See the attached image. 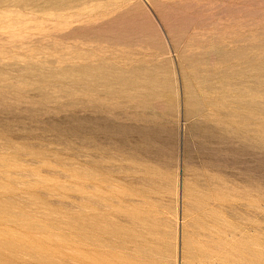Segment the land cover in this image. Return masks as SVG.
I'll use <instances>...</instances> for the list:
<instances>
[{
    "label": "rangeland",
    "instance_id": "rangeland-1",
    "mask_svg": "<svg viewBox=\"0 0 264 264\" xmlns=\"http://www.w3.org/2000/svg\"><path fill=\"white\" fill-rule=\"evenodd\" d=\"M0 264H264V0H0Z\"/></svg>",
    "mask_w": 264,
    "mask_h": 264
},
{
    "label": "bare ground",
    "instance_id": "bare-ground-1",
    "mask_svg": "<svg viewBox=\"0 0 264 264\" xmlns=\"http://www.w3.org/2000/svg\"><path fill=\"white\" fill-rule=\"evenodd\" d=\"M96 215H98V214H96ZM91 217V216H90ZM91 218H93V217H91ZM89 220H91V219H89ZM101 220V219H100ZM98 222V221H97ZM92 223V222H91ZM100 223V222H99ZM97 225H99V224H97ZM36 243V242H35ZM38 244V243H37ZM40 244V243H39ZM101 259V258H100ZM94 260H95V258H94ZM124 260V259H123ZM96 261V260H95Z\"/></svg>",
    "mask_w": 264,
    "mask_h": 264
}]
</instances>
